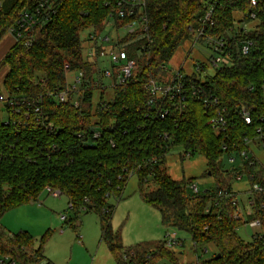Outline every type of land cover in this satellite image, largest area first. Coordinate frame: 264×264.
<instances>
[{"label": "trees", "instance_id": "1", "mask_svg": "<svg viewBox=\"0 0 264 264\" xmlns=\"http://www.w3.org/2000/svg\"><path fill=\"white\" fill-rule=\"evenodd\" d=\"M208 1L147 0L153 42L125 48L129 58L135 59L137 70L124 89L114 91L108 104L100 100L92 106L93 82L100 79L99 60L81 57L79 37L82 30L101 32L111 12L104 7V0H63L55 18L36 32L30 47L14 43L8 49L0 60V67L7 68L2 82L5 95L0 92V112L5 113V119L0 120V219L11 210L36 202L48 188L58 190L67 198L74 215L82 211L97 213L100 240L116 264H152L161 257L177 264L163 241L125 248L119 232L111 227L114 208L108 199L113 196L120 200L128 177L135 176L140 198L158 211L165 230L188 234L194 248H215L211 259L197 264H264V195L252 194L254 203L245 215L247 222L256 220L260 224L249 242L237 235L244 223L240 215L239 219L234 218L240 209L231 203L236 199L232 181L245 176L250 186L262 184L264 170L257 165L249 167L245 162L242 169L237 166L221 170L218 165L223 156H238L243 149V137H252L255 128L262 127L264 131V122L260 121L264 117V0H254V7H250V0H219L216 9V33L234 29L235 12L242 16L239 23L255 24L244 35L239 28L233 34L235 39L254 42L249 56L204 77L219 107L225 109L227 130L215 133L210 129L207 119L214 113L206 111L199 99L189 98L181 110L172 111L163 121L146 118L144 82L150 74L157 79L163 76L159 66L168 63L176 50L191 39L186 27H198ZM18 3L5 2L0 42L14 22ZM249 13L255 18L250 19ZM65 63L72 71L83 73L89 84L83 107L57 104L49 95L66 85ZM1 98L39 99L41 127L31 123L33 117L26 123ZM240 106L250 110V126L235 115ZM6 120L10 121L9 126L4 125ZM80 132L84 133L83 141L76 139ZM94 132L99 133V138H93ZM164 134L169 141L162 139ZM174 147L206 160L208 175L215 180L213 188L193 195L187 189L189 180L174 181L168 175L165 158ZM10 234L11 237L7 236L1 228L0 255L16 264L43 262L45 235L36 247L26 232Z\"/></svg>", "mask_w": 264, "mask_h": 264}, {"label": "built area", "instance_id": "2", "mask_svg": "<svg viewBox=\"0 0 264 264\" xmlns=\"http://www.w3.org/2000/svg\"><path fill=\"white\" fill-rule=\"evenodd\" d=\"M5 2L6 0H0V18L5 8ZM18 2L19 10L13 24L7 30V35L11 36L15 43L22 44L24 47H30L34 41L36 32L43 29L55 18L63 0H18ZM218 2L219 0L208 1L197 28L191 25L186 27L191 37L189 41L191 42L192 48L196 45L204 46L210 53L209 58L194 65L193 73L190 75L184 74L181 69L172 72L168 78L161 76L160 79H157L151 76V74L148 75L147 80L144 82V89L147 92V99L144 102L147 119L163 121L172 111L181 110L186 101L192 98L199 99L203 103V108L206 111H213L214 114L207 119V125H209L213 132L223 133L227 130L229 120H227L224 115L225 109L219 107V102L214 93L208 89L204 77L213 75L216 69L230 66L235 60L248 57L254 47V42L250 39H235L233 34L237 33L236 28H238L235 26L234 29L229 28V30L223 33H216L214 31L217 23L216 9ZM103 5L105 8L111 9L109 18L107 21L103 22V27L111 22L115 37L114 39H110L107 36H102L100 32L97 33L93 30L95 33L88 38L89 41L93 43V47L85 50L83 58L88 60H99L100 55L104 54L103 46H111V49L108 51L111 68L110 70L103 71L102 77L110 80L109 88L114 93L115 90L124 89L137 70L135 59L129 58L125 48L131 44H151L153 42V32L147 12V0H104ZM254 6L255 1L251 0L250 7ZM249 18L254 19L255 15L249 13ZM118 28L126 30V36L123 39L118 38ZM239 30L242 35L248 32V29L244 27L239 28ZM142 50H145V46H143ZM98 52L99 55H97ZM63 69L65 74H71V77H69V79L66 78L67 82L63 88H57L49 93L50 97H52L57 104L71 103L75 108L83 107L82 99L89 87L88 82L85 81L83 73L75 70L72 71L69 63H65ZM158 70L164 72L166 70L165 65L159 66ZM210 71H212V73ZM93 86L95 91H103L100 80H95ZM252 89L253 87H250L248 90L251 91ZM261 91L262 103L264 105V81L261 84ZM7 99L8 98H3L2 100L7 101L10 107H14L16 114H21L22 119L26 123L33 117V122L31 123L37 127H41L42 108L39 99H21L20 101ZM103 103L106 102L103 101ZM235 115L245 126H250L252 124L251 112L247 107L240 106L237 108ZM260 121L263 123L264 117H260ZM9 122L10 121L6 120L4 125L9 126ZM26 123H23V125L26 126ZM84 138L83 132L76 134V139L83 141ZM93 138H99V133L94 132ZM162 139L164 141H169L167 134H164ZM254 140L261 141L264 147V131L262 127L255 128L252 137H243V149L235 158H233L234 156L229 158V163L237 159L242 168L244 165L243 162L249 167L256 165L258 167L257 161L253 156H250L248 148V145ZM223 149L226 150V146H224ZM240 177L241 176L236 177V180H240ZM246 179L248 181L247 177ZM187 189L193 195L199 193L196 185L192 183L187 185ZM248 191L246 204L251 208L254 203L251 198L252 194L257 193L264 195V179L262 184L254 183L251 186L249 185ZM46 192L54 198L61 196L58 190L48 188ZM221 195L222 193L219 192L217 196L220 197ZM231 203L240 206L237 198ZM70 207L71 205L68 204L69 209ZM239 215L240 214L235 215L234 218L239 219ZM61 220L65 222V216H61ZM247 223L250 228L259 229L260 227L259 222L256 220ZM1 228L0 226V230ZM7 236L11 237V234L7 232ZM163 243L165 248L171 251L181 246V241L176 231L171 229L166 232ZM0 264L16 263L9 257L0 255ZM41 264L46 263L42 262Z\"/></svg>", "mask_w": 264, "mask_h": 264}, {"label": "rangeland", "instance_id": "3", "mask_svg": "<svg viewBox=\"0 0 264 264\" xmlns=\"http://www.w3.org/2000/svg\"><path fill=\"white\" fill-rule=\"evenodd\" d=\"M233 18L235 27L249 29L255 26V24L244 26L239 23L242 18L240 13H233ZM100 31L102 36H107L110 39L115 37L111 22ZM94 33L91 29L82 30L79 33L82 43L81 57H84L85 50L93 47V43L88 38ZM117 34L119 39H123L126 36V30L118 28ZM6 36L7 32L0 42V60L4 56L3 54L6 53L4 44L8 43L7 39L10 40ZM103 49L104 54L99 57L100 74L98 76L102 83L103 91L96 90L94 92L93 107L100 100L108 104L113 99V92L109 88L110 80L102 77V72L111 68L108 56L111 46L104 45ZM209 56L210 53L204 46L196 45L192 48L191 42L186 41L176 50L170 61L165 64L166 70L160 74L168 78L172 72L181 69L184 74L190 75L193 73L194 65L207 60ZM6 72V66L0 67V92L3 95L5 94L2 82ZM210 72L212 73V71ZM69 77H71V74L66 75L67 79ZM1 108L2 105L0 104ZM3 119H5V113L0 112V120ZM248 148L250 156H253L257 161L258 168L264 169V147L261 141L254 140L248 145ZM218 165L221 170H230L237 166L242 169L237 159L229 163L226 156L220 159ZM165 167L168 175L174 181L189 180V182L196 185L199 192L211 189L215 185L214 178L208 175L206 160L199 155H186L179 147H174L169 151L165 158ZM231 187L239 202V214L244 223L240 225L236 232L241 240L249 242L258 233L257 228L249 227L245 218V215L251 210L246 204L249 183L245 176H241L240 180L232 181ZM41 195L33 206H24L4 214L1 217V224H6L8 226L6 229L12 234L24 232L25 228L29 227L31 229L29 231L30 236L35 241L36 247H39V240L45 235L43 252L53 264H116L106 245L100 240L101 225L95 211H82L74 215L68 208V201L65 196L61 195L54 198L47 192H43ZM108 204L114 208L111 217V227L114 231L119 232L123 247H133L143 242L164 241V228L161 226L159 213L147 206L140 198L135 176L128 178L120 200L110 196ZM60 215H64L67 218L65 222L60 219ZM77 222H81L78 227H76ZM176 233L181 241V246L173 251L167 250L173 253L177 264L201 263L211 259L216 252L212 245L207 246L205 249L194 248L188 234L184 232ZM152 264H174V262L166 257H161Z\"/></svg>", "mask_w": 264, "mask_h": 264}, {"label": "crops", "instance_id": "4", "mask_svg": "<svg viewBox=\"0 0 264 264\" xmlns=\"http://www.w3.org/2000/svg\"><path fill=\"white\" fill-rule=\"evenodd\" d=\"M6 37H8L10 40H8L7 39V42L8 43H6V44H4V48H5V51L7 52L8 51V49L11 47V46H13L14 45V40L12 39V37L11 36H9V35H7ZM2 41V40H1ZM3 55H5V54H3ZM40 196H42V195H40ZM35 204V202L34 203H29V204H25V205H22V206H20V207H18V208H22V207H24V206H33ZM18 208H16V209H18ZM15 210V209H14ZM61 216H64V215H60V219H61ZM160 216V215H159ZM66 218V217H65ZM67 219V218H66ZM81 224V222H77V224H76V227H78L79 225ZM0 226L6 231V232H8V233H11V232H9L7 229H6V227H8L6 224L5 225H2L1 224V219H0ZM26 230L24 231V232H26L29 236H30V233H29V231L31 230L29 227H27V228H25ZM172 230V229H171ZM168 230H165L164 229V234H166V232H167ZM165 236V235H164ZM83 239V238H82ZM43 262L44 263H46V264H53L52 263V261L50 260V259H48V258H46V256H45V253L43 252Z\"/></svg>", "mask_w": 264, "mask_h": 264}, {"label": "water", "instance_id": "5", "mask_svg": "<svg viewBox=\"0 0 264 264\" xmlns=\"http://www.w3.org/2000/svg\"><path fill=\"white\" fill-rule=\"evenodd\" d=\"M31 204V203H30ZM217 257H218V255H217Z\"/></svg>", "mask_w": 264, "mask_h": 264}]
</instances>
